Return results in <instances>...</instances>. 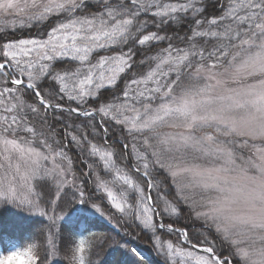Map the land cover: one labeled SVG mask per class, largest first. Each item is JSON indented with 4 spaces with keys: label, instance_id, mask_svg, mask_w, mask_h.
<instances>
[{
    "label": "snow or ice",
    "instance_id": "1",
    "mask_svg": "<svg viewBox=\"0 0 264 264\" xmlns=\"http://www.w3.org/2000/svg\"><path fill=\"white\" fill-rule=\"evenodd\" d=\"M4 246L264 264V0H0Z\"/></svg>",
    "mask_w": 264,
    "mask_h": 264
},
{
    "label": "trees",
    "instance_id": "2",
    "mask_svg": "<svg viewBox=\"0 0 264 264\" xmlns=\"http://www.w3.org/2000/svg\"><path fill=\"white\" fill-rule=\"evenodd\" d=\"M94 230L95 231H99V232H109L110 231L112 235L117 236V238H118V233L116 232V230L112 229V226L107 224L106 221L101 220V221L97 222V225L94 228ZM132 243L133 244L140 243V246L145 249V255H149L150 256V252L148 251V246H147L146 243H144L142 241L141 242H137L135 240H133ZM6 247L7 246L0 247V253L6 252V250H5ZM104 259H105V255H104L103 252H101L99 254V257L97 258V264H103Z\"/></svg>",
    "mask_w": 264,
    "mask_h": 264
},
{
    "label": "rangeland",
    "instance_id": "3",
    "mask_svg": "<svg viewBox=\"0 0 264 264\" xmlns=\"http://www.w3.org/2000/svg\"><path fill=\"white\" fill-rule=\"evenodd\" d=\"M20 250H23V248L21 247ZM9 264H27V257L26 256H21L18 259L14 258L11 261H9Z\"/></svg>",
    "mask_w": 264,
    "mask_h": 264
}]
</instances>
